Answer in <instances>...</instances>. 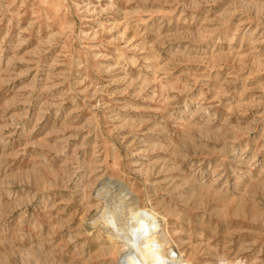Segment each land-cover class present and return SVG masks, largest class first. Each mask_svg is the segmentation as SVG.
I'll use <instances>...</instances> for the list:
<instances>
[{
	"label": "rangeland",
	"instance_id": "1",
	"mask_svg": "<svg viewBox=\"0 0 264 264\" xmlns=\"http://www.w3.org/2000/svg\"><path fill=\"white\" fill-rule=\"evenodd\" d=\"M156 221L264 264V0H0V264H137Z\"/></svg>",
	"mask_w": 264,
	"mask_h": 264
},
{
	"label": "bare ground",
	"instance_id": "2",
	"mask_svg": "<svg viewBox=\"0 0 264 264\" xmlns=\"http://www.w3.org/2000/svg\"><path fill=\"white\" fill-rule=\"evenodd\" d=\"M161 224L156 221L159 231L153 230L139 245L137 264H193L173 246L171 237L163 234Z\"/></svg>",
	"mask_w": 264,
	"mask_h": 264
}]
</instances>
